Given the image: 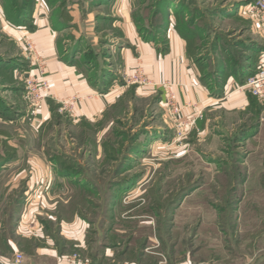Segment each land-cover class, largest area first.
Listing matches in <instances>:
<instances>
[{
  "label": "rangeland",
  "instance_id": "obj_1",
  "mask_svg": "<svg viewBox=\"0 0 264 264\" xmlns=\"http://www.w3.org/2000/svg\"><path fill=\"white\" fill-rule=\"evenodd\" d=\"M258 1L21 0L19 7V0H0V100L14 103L18 112L13 120L0 117V155L23 159L7 163L11 167L0 165V225L9 229L17 200L18 221L29 195L27 181L37 170L52 175V195L68 203L69 216L79 217L88 228L85 247L75 250L74 241L69 243L67 264H76L73 259L95 264L94 257L97 264H264V103L251 97L243 111L211 113L209 128L202 129L206 121L200 114L181 130L166 93L165 100L163 94H134L133 114L123 113L107 133L91 129L89 139H81L76 128L35 115L22 81L18 93L11 90V66L19 59L22 64L18 55L24 47L19 48L22 42L7 27L8 19L19 24L29 18L26 22L35 27L36 19L48 18L62 29L76 25L75 11L81 21L93 17L95 32L102 33L100 44L88 46L78 60L96 67L119 63L103 45L109 42V30L129 33L132 28L143 40L147 34L166 44L168 28H182L191 34L187 46L201 82L220 99L226 91L218 96L223 89L217 87L223 83L225 90L239 65H255L259 51L251 47L254 42L264 45ZM258 64L259 59L257 69ZM119 75L134 88L149 82L139 67ZM198 117L204 118L200 124ZM109 136L116 139L110 149ZM59 158L80 174L63 175L56 166ZM47 211L38 216L47 217Z\"/></svg>",
  "mask_w": 264,
  "mask_h": 264
},
{
  "label": "crops",
  "instance_id": "obj_2",
  "mask_svg": "<svg viewBox=\"0 0 264 264\" xmlns=\"http://www.w3.org/2000/svg\"><path fill=\"white\" fill-rule=\"evenodd\" d=\"M73 14L76 25L70 28H55L48 18L36 19L33 30L19 28L11 23L7 26L22 42L23 45L18 43L19 48L24 47L23 53L18 55L23 62L14 69L11 90L18 93L20 81L25 85L26 77L38 73L36 56L40 57V65L44 67L50 83L51 96L42 102L35 115H49L60 125H66V129L76 128L81 139H89L91 129L97 134L107 133L123 113H132L136 101L130 97H134V94L135 98L163 94L165 100V93H172L182 117L192 116L189 120L196 121L197 116L204 114L206 123L202 129L209 128L207 122L213 120V112L224 108L225 114L226 111L237 113L248 107L252 94L247 88L236 87L239 84L236 77L229 78L231 80L225 87L224 98L216 99L212 96L211 90L201 82L199 68L188 55L187 41L171 27L165 32L166 44L152 39L143 40L132 28L128 29L129 33L125 29L117 33L109 30V42L103 45L111 48L112 60L117 61L119 58V63L113 65L112 61L110 64L102 62L100 67L92 63L81 64L78 59L84 58L88 46L97 47L100 44L102 33L95 32L96 21H92L93 17L81 21L78 11ZM76 41L79 43L73 54ZM29 44L33 46L34 52H30ZM138 67L141 72H145L148 83L134 88L122 82L119 75L121 72L133 71ZM159 98L160 107L164 108L161 96ZM13 106L16 105L13 103ZM203 119H199V124ZM16 158L9 162L23 160L20 158L17 161ZM30 161L29 158L27 162ZM5 166L11 167L12 164L6 163ZM29 177L31 179L27 181L25 189L29 195L21 207L23 215L16 221L13 236L9 239L13 251H0V264H67L66 252H62L57 239L47 233L44 221H52L54 229L59 228L55 230L59 237L74 241L76 248L85 247L87 225L79 217L73 221H58L55 211L59 210L62 199L52 195L50 173L47 176V173H37L36 170ZM20 178L25 176L21 174ZM42 211H47V217L38 216ZM4 230L0 225V234ZM23 238L35 240L36 247L32 254L20 246V239ZM17 253L23 254L21 263L15 262ZM24 257L30 261L24 262Z\"/></svg>",
  "mask_w": 264,
  "mask_h": 264
},
{
  "label": "trees",
  "instance_id": "obj_3",
  "mask_svg": "<svg viewBox=\"0 0 264 264\" xmlns=\"http://www.w3.org/2000/svg\"><path fill=\"white\" fill-rule=\"evenodd\" d=\"M19 1H20L18 3L19 7L23 6L22 5L23 2H21V0H19ZM27 20L30 21L29 18ZM27 20L26 19H20V21L22 23L18 24L14 20H12V19L9 20L8 19V21L14 26L19 25V26H23L24 28L33 30L34 29V25L32 24V21H31V23H29V22H26ZM67 23H69L68 20H67ZM157 30H160V27H157L156 31ZM156 31L154 32L155 35L158 34ZM178 32L181 35V37H183L187 42L191 43V34L190 33L184 32L182 30V28L180 30H178ZM153 38H155V37H152V40H155ZM146 39L151 40V39L148 38L147 34H146ZM189 43H188V46H187V51H188L189 57H191L190 51H189L190 50ZM251 48L254 49L255 52L259 51L258 57H257V61H255V65L250 63V64H248L247 67H245L243 64H241V65L238 66L236 71L231 72V76L232 77H236L238 83L241 84V85H244L246 83V81L248 80V78L250 76L254 75L257 72L258 69H257V65L256 64L258 63V59H260L261 54L264 52V45L263 44L257 45V43L254 42L253 43V47H251ZM19 62H20V59L18 61H15V63H13L12 66H11V71H12V75H13L12 81L14 79V69H15V67L17 65H20ZM221 89H223V93L222 92L218 93L217 94L218 96H221L222 94L223 95L225 94L223 83H222L221 87H220V85H219V87H217V90H221ZM104 90H106V88ZM213 90H215V88ZM251 96L253 98H255L256 100H258L257 97H255L253 95H251ZM5 103L0 100V117L3 118L6 121L13 120L14 118H16L18 116V114H17L18 112L15 111V109H14V107H12V105H10L9 103H6V104ZM115 142H116V139L114 137L109 136L107 138L106 143H107L109 149H110L111 146L114 147ZM15 158H16V155H5V156L0 155V165H4V164L8 163L9 161H12ZM64 159L65 158H62V159L59 158L57 160V165L56 166L59 169V171L63 175H71L73 173H75L74 174L75 176L79 175L80 173H77L73 169L72 170L69 169V166L67 165V162ZM78 185H80V182H78V184H76V186H78ZM76 189H77V187H76ZM20 204H21V201L17 200L15 205H14V207H13L14 213L13 212L11 213L10 220L8 221V224H10L9 229L7 228V226L4 227V229H5L4 232H1V234H0V251L1 252L5 253V252H12L13 251V247L9 243V239L12 238V236H13V232H14L15 225H16L15 212L20 208L19 207ZM68 211H69V204L68 203H63V201H62L59 204L58 221H61V220L72 221L73 218H74V214L72 216H69ZM44 224L46 226L47 233L51 234L54 238L57 239L58 244L60 245L62 252L67 251V248H68L70 242L65 240V239L60 238L59 235H58V232L57 233L55 232V230H58L59 228L54 229L53 222L50 221V220L49 221H44ZM11 226H12V228H11ZM19 243H20V246L23 249H25L28 254H32L34 252L35 247H36V242H35L34 239L23 238V239H20ZM70 244L72 245L71 247H74L73 246L74 243H70ZM78 249L79 248H77L75 250H78ZM131 255H132V253L128 254V258H131ZM98 262H99L98 259L96 257H94V263L97 264ZM102 263L104 264L105 261L102 262Z\"/></svg>",
  "mask_w": 264,
  "mask_h": 264
},
{
  "label": "built area",
  "instance_id": "obj_4",
  "mask_svg": "<svg viewBox=\"0 0 264 264\" xmlns=\"http://www.w3.org/2000/svg\"><path fill=\"white\" fill-rule=\"evenodd\" d=\"M261 13V24L264 31V1L259 0L257 3ZM30 52H34L33 46L29 44ZM35 56V55H34ZM37 59V60H36ZM36 64H38V73L31 74L24 79L25 81V100L28 102L29 107L33 108V113H38L42 102L51 96L50 83L45 76L44 67L40 65V57H35ZM238 88H247L249 92L257 97L259 101L264 103V52L261 54L258 64L257 72L250 76L244 85L238 84ZM167 105L170 106V114L176 123V126L184 130L188 125L193 124L195 120H182L180 109L174 104V99L170 92H167ZM63 108H61L62 110ZM23 259L22 253H17L15 256V262L21 263ZM73 262H75L73 259Z\"/></svg>",
  "mask_w": 264,
  "mask_h": 264
}]
</instances>
